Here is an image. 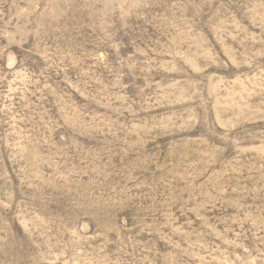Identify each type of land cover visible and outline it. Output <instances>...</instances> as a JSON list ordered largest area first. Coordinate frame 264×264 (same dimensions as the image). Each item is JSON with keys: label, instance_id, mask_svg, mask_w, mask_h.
<instances>
[{"label": "rangeland", "instance_id": "374dc122", "mask_svg": "<svg viewBox=\"0 0 264 264\" xmlns=\"http://www.w3.org/2000/svg\"><path fill=\"white\" fill-rule=\"evenodd\" d=\"M0 264H264V0H0Z\"/></svg>", "mask_w": 264, "mask_h": 264}]
</instances>
